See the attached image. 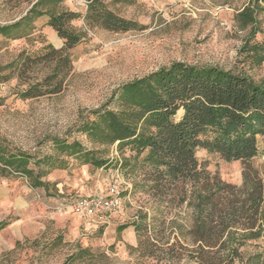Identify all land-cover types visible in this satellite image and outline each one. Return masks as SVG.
<instances>
[{
  "label": "rangeland",
  "instance_id": "obj_1",
  "mask_svg": "<svg viewBox=\"0 0 264 264\" xmlns=\"http://www.w3.org/2000/svg\"><path fill=\"white\" fill-rule=\"evenodd\" d=\"M103 1L139 28L111 32L90 27L84 20L86 0H65L46 7L55 13H79L81 17L71 25L86 34L71 50L73 71L61 93L23 98L20 94L27 84L20 79L0 82V140L8 148L37 157H57L52 138L77 139L88 148L101 150L99 156L109 160L108 165L96 168L60 156L64 165L57 161L55 167L45 169L36 188L22 173H0V222L5 224L0 230V264H227L224 250L201 251L199 244L190 237L184 239L174 228L178 223L191 224V214L184 206L165 204L156 210L155 200L136 188L141 171L132 172L134 159H124L135 155L130 148L120 151L117 145H95L76 129L120 85L176 61L235 68L264 81V62L255 64L243 52L252 26L244 25L239 14L254 0ZM258 4L264 8V3ZM28 7L26 0H0V25L16 22ZM258 19L264 30L263 10ZM48 21L46 15L37 19L34 33L28 37L9 40L0 35V66L23 50L38 52L48 44L63 47L64 40ZM263 40L264 33H258L256 41ZM48 72L47 64L41 65L34 76L41 78ZM258 147L252 164L264 178L263 137H258ZM197 157L212 174L242 185L241 161L227 162L203 149ZM117 169L123 179L121 213L96 225L71 211L79 197L105 194L111 172ZM140 213L149 214V227L137 231L133 222ZM240 253L234 264H249L264 254V238L248 241Z\"/></svg>",
  "mask_w": 264,
  "mask_h": 264
},
{
  "label": "trees",
  "instance_id": "obj_2",
  "mask_svg": "<svg viewBox=\"0 0 264 264\" xmlns=\"http://www.w3.org/2000/svg\"><path fill=\"white\" fill-rule=\"evenodd\" d=\"M26 1L29 7L25 15L14 23L0 25V35L9 40L28 37L34 33L35 21L46 15L48 25L64 40V46L56 49L48 44L33 53L23 50L0 66V82L20 79L27 84L20 94L23 98L59 94L73 71L71 50L86 35L71 25L81 15L46 8L65 0ZM86 1L84 20L90 27L111 32L139 28L103 0ZM259 2L264 0L252 1L239 14L244 25L252 26L243 52L255 64L264 62V40L256 41L257 34L264 33L258 19L264 8ZM45 64L49 72L36 78L35 71ZM90 116L76 131L95 145H117L120 151L130 148L135 155L124 159H134L132 172L141 171L136 188L155 200L156 210L165 204L184 206L191 214V224L178 223L174 228L184 239L190 237L199 244L201 251L224 250L226 263L234 264L248 241L264 238V178L252 164L259 153L258 137L264 138V81H256L235 68L176 61L120 85L107 102L90 111ZM51 142L57 157L33 156L10 149L0 140V173H22L36 188L45 169L55 167L57 161L64 165L60 156L96 168L109 163L99 156L101 150L88 148L77 139L54 137ZM199 149L227 162L241 161L242 185L228 183L203 167L197 157ZM148 219V213H140L133 222L136 230L148 229ZM4 227L0 222V230ZM249 264H264V254Z\"/></svg>",
  "mask_w": 264,
  "mask_h": 264
},
{
  "label": "built area",
  "instance_id": "obj_3",
  "mask_svg": "<svg viewBox=\"0 0 264 264\" xmlns=\"http://www.w3.org/2000/svg\"><path fill=\"white\" fill-rule=\"evenodd\" d=\"M123 179L120 170L111 172L106 193L91 194L76 199L70 206L79 218L92 224H106L113 214L123 210L121 193Z\"/></svg>",
  "mask_w": 264,
  "mask_h": 264
}]
</instances>
